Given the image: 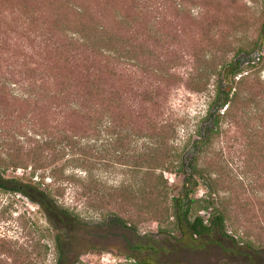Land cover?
Masks as SVG:
<instances>
[{
    "label": "rangeland",
    "instance_id": "obj_1",
    "mask_svg": "<svg viewBox=\"0 0 264 264\" xmlns=\"http://www.w3.org/2000/svg\"><path fill=\"white\" fill-rule=\"evenodd\" d=\"M96 25L116 55L92 46ZM80 28L90 40L74 39ZM263 30L264 0H4L0 179L35 185L84 225L70 238L0 187V264H55L59 243L67 264H264V62L232 81L244 96L210 133L229 64ZM191 167V197L213 204L189 215L218 209L227 236L181 227L173 197Z\"/></svg>",
    "mask_w": 264,
    "mask_h": 264
},
{
    "label": "trees",
    "instance_id": "obj_2",
    "mask_svg": "<svg viewBox=\"0 0 264 264\" xmlns=\"http://www.w3.org/2000/svg\"><path fill=\"white\" fill-rule=\"evenodd\" d=\"M4 0H0V4H2ZM70 5L71 12L78 16L80 19L81 17L86 16V12L83 11L80 8H77L78 6H74L72 3L68 2ZM95 29L94 31L98 32L97 34L99 35L100 38L96 40L98 43H93L92 46L96 48V51L102 52V53H109L116 55L118 53L117 49L115 47L111 46L110 43H106L105 40L102 38V27L100 25L94 26ZM77 34H75L74 39L80 41V42H86L90 40V35L84 32L82 28L80 30L76 31ZM95 39H96V34ZM1 37V35H0ZM242 53V54H241ZM249 55V56H248ZM264 62V30L262 32L261 38L259 40V43H255L254 47L249 51L245 52L240 51L237 53L236 57H234V61L230 65V69L228 70L227 73H225V82H226V89H225V99L221 102L220 107L225 108L222 110V112L217 113V118H216V125L214 128L210 129V133H215L218 131L219 126V121L223 120L224 122H231L232 119L231 117V112H232V103L244 96V92L241 91L240 88H237L232 85V81L234 79L236 80L235 83L237 82H244V78L246 75H248V69H245V65L248 68L255 67L257 64ZM224 71V70H223ZM234 89V90H233ZM221 110V109H220ZM209 133V132H208ZM1 137V135H0ZM157 140L164 143L165 138L164 136L158 135ZM205 139H208L207 136H205ZM160 142L158 144H160ZM165 161H160L157 162L154 166V168H158L160 166H163ZM192 164V162H191ZM195 169L194 167H191V174H187L185 176L184 182L182 184V191L181 194H179L176 197H173L174 200V205L177 211V218L179 223L181 224V227L184 229V231H188V233L191 235L193 233H196L198 235H208L211 232L217 231L221 233L222 235H226L225 233V225H224V214L219 211L218 209H215L214 213L208 223H204L203 218L200 216H190L189 213L191 211V203L192 201H197L198 207L201 208H208L211 204H213V201L210 199H193L191 197V193L194 192L196 187H191L194 185V179L193 174H195ZM0 187L3 188H9L13 189L16 191H20L27 195L32 201L40 204L47 214V217L49 221L56 227V228H62L65 231V235L68 237H73L75 236L76 231L79 229V226H82L84 224H81L79 221H77L74 217L71 216V214L64 210L58 208L54 203L53 200L44 193L41 190H38V188L30 183H19L17 179H11V180H5V179H0ZM196 186V185H195ZM196 202V203H197ZM112 223H119V220L117 218H114V221ZM58 237L57 239H59ZM59 246V253L58 257L55 261V264H67L66 262V257L63 249L60 246V243L58 244ZM129 257L134 260L133 264H155L150 258L149 255H145L143 257H138L134 254H129Z\"/></svg>",
    "mask_w": 264,
    "mask_h": 264
},
{
    "label": "built area",
    "instance_id": "obj_3",
    "mask_svg": "<svg viewBox=\"0 0 264 264\" xmlns=\"http://www.w3.org/2000/svg\"><path fill=\"white\" fill-rule=\"evenodd\" d=\"M197 190V193H198V196L199 197H201V196H203V194H204V190L203 189H196ZM199 213V215H197V216H200L201 218H203V221H204V223H208V218L207 217H205L204 216V214H205V211L204 210H200V211H198ZM144 223H141L140 224V229L142 228V227H145V225H143ZM148 228L149 229H147V230H143V231H141V233L142 234H144V233H147L148 231L149 232H158V226H157V224L156 223H152V225H148ZM193 235L194 236H196L197 234L196 233H193Z\"/></svg>",
    "mask_w": 264,
    "mask_h": 264
}]
</instances>
